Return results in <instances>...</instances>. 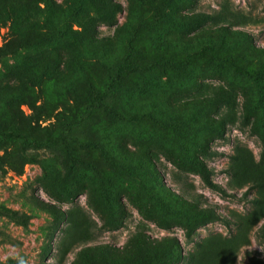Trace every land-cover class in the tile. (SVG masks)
<instances>
[{
    "label": "rangeland",
    "instance_id": "obj_1",
    "mask_svg": "<svg viewBox=\"0 0 264 264\" xmlns=\"http://www.w3.org/2000/svg\"><path fill=\"white\" fill-rule=\"evenodd\" d=\"M0 264H264V0H0Z\"/></svg>",
    "mask_w": 264,
    "mask_h": 264
},
{
    "label": "trees",
    "instance_id": "obj_2",
    "mask_svg": "<svg viewBox=\"0 0 264 264\" xmlns=\"http://www.w3.org/2000/svg\"><path fill=\"white\" fill-rule=\"evenodd\" d=\"M10 39H11V38H9V40H7V41L5 42V45H8V44L10 43V41H11ZM200 176H201L202 181H203L208 187H210V188H212V189H215V190H218V189H219L218 185L215 184L214 182H212V181L210 180V178H209V176H208V172H207L206 169L200 171Z\"/></svg>",
    "mask_w": 264,
    "mask_h": 264
}]
</instances>
